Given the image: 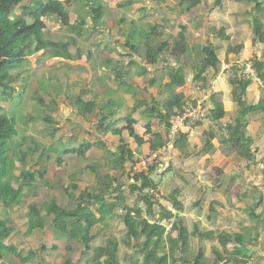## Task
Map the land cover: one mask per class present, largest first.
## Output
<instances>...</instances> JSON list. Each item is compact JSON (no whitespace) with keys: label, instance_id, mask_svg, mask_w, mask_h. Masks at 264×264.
I'll return each instance as SVG.
<instances>
[{"label":"crops","instance_id":"1","mask_svg":"<svg viewBox=\"0 0 264 264\" xmlns=\"http://www.w3.org/2000/svg\"><path fill=\"white\" fill-rule=\"evenodd\" d=\"M59 1L71 2L64 4V9L69 12L67 8L72 6L71 10L78 20L76 23L83 25V34L79 37L70 35L69 31L76 24L70 23L72 28L66 31V38L52 39L60 45H67L71 58H53L63 62V71L57 77L60 81L54 77L57 95L54 110L49 114L50 123L46 124L45 114L43 121L50 126L46 130L48 137L49 130L55 128L54 141L61 140L66 150L75 151L61 157L90 162L82 171L91 170L92 173L91 176L88 174L91 184L86 185L85 190H79L78 194L74 193L77 194L75 196L69 193L68 202L60 204L52 199L60 207L71 208L81 203V194L100 188L104 191L111 181V188L105 197L109 205L114 204L122 193L124 204L131 208L136 196L130 193L133 183L130 158L133 161L165 146L166 154L150 170L149 177L156 184L159 204L172 214L170 219L162 221L166 230L171 229L177 216L183 218L191 238V252L195 254L202 250L208 264H213L214 250L221 249L216 238L223 231L249 232L253 239V251L264 257V112L249 115L246 137L251 141L253 161H248L242 151H235L226 143L228 136L224 129L238 115L227 71L237 63L247 67L255 58L264 61V42L255 43L251 37L253 18L264 25V0L260 2L259 9H255L253 2L199 0L200 4L189 11L179 4L180 0H131L130 3L129 0H92L91 5L86 0L80 9L75 6L77 0ZM134 2L136 4L133 5ZM232 5L236 9L229 14V6ZM90 8L101 14L96 30H92L88 15ZM239 12L245 17H239ZM158 16L161 23L157 21ZM152 17L156 20L148 22ZM110 20L114 22L112 25ZM155 24H165L162 36L167 43H171L170 38L181 32L180 27L185 28L189 46L186 55L176 57L166 53L156 64H146L141 52L128 48L126 43L129 46L138 44L135 39L131 40L129 34L138 29L144 35L148 33L147 27ZM94 33H100L102 38L94 37ZM68 37H75V42L69 41ZM207 45L216 48L219 70L217 73L209 71L206 85H202L195 83L191 68L200 57L194 54V50ZM238 46H241L238 53L230 51ZM180 69L185 74V83L171 90L168 88L170 75ZM251 77L252 83L244 100L247 105H257L264 96L263 85L257 78ZM42 78L39 84H42ZM67 79H73L74 83L70 84ZM172 93L183 95L184 110L201 107L205 113L202 121L185 123L174 139L168 135L166 116L169 111L165 109ZM79 96L84 102L95 100L97 108L90 114H83L76 105ZM214 103L221 104L224 110V117L216 122L211 117ZM173 113L176 114L177 110ZM102 118L106 119L101 124ZM129 128L134 137L130 135ZM207 134L213 135L209 152L205 148ZM179 136L186 140L182 150L173 145L177 140L179 143ZM123 145L128 153L121 164L120 149ZM79 150L86 151L84 157L76 153ZM41 153L39 155L45 160L51 155L47 161H53L57 166L58 156L55 153L46 150ZM79 188L80 182L72 185L74 191ZM175 189L181 191L178 196L182 205L180 211L174 209L168 200ZM115 190L119 191L115 193ZM64 191L68 192L67 189ZM253 205H259V208L251 210ZM83 206L93 210L98 208V204L90 200ZM252 213L259 217L258 221L252 219ZM154 214L158 219L159 212ZM120 215L122 212L118 210L103 223L95 225L90 232L89 249L85 250L80 240H70L69 235L61 234L53 227L52 216L41 213L45 221L43 228L30 234L26 230L23 251L9 246L15 250L12 253L14 256L5 254L0 264H91L94 249L101 247L110 237L119 240L125 235ZM131 253L130 248L119 245L121 262ZM16 254L21 255V262Z\"/></svg>","mask_w":264,"mask_h":264},{"label":"trees","instance_id":"2","mask_svg":"<svg viewBox=\"0 0 264 264\" xmlns=\"http://www.w3.org/2000/svg\"><path fill=\"white\" fill-rule=\"evenodd\" d=\"M22 1L0 0V205L5 208L13 204H20V199L25 194L24 190L28 189L30 191L32 189L33 192L36 191L40 183L36 175L38 179L44 180L46 171L44 167L42 170L34 172L28 166L34 157H38L36 159L37 163L46 162L51 157V155H48L46 157L47 160H45L38 153L40 154L42 151L41 154H43L45 150L51 154L55 153L58 156L56 160L57 166H62L65 161V158L61 157L62 154L67 156L70 152H75L66 150L61 145V140L54 141L55 134L57 133L55 128L48 132L50 139L48 145L37 141L34 149H26L25 141L16 140V116L12 112L9 114L6 108L11 104L16 107L17 111V106L21 103L24 94L19 93L14 95L16 89L15 83L21 80L22 74L24 72L26 74L27 69H23L17 74L15 72L26 63L29 57L40 51L44 52V57L67 60L71 58L68 54L67 45H60L54 42L51 37H46V25L43 21L45 18L56 17L61 29L69 31L72 26L70 25L68 12L64 9V4L68 3H63L59 0H31L32 6H24L22 5ZM238 1L253 2L255 9H259V4L262 0ZM130 2L131 0H129ZM218 2L220 0H217ZM179 4L189 11L198 6L200 1L180 0ZM87 5L90 6L89 4ZM17 9L20 10V15L16 14ZM88 15L92 23V30H96L99 26L101 14L90 8ZM251 23L254 35L253 42H264V25L262 22L259 19L253 18ZM147 28L148 33L144 35L139 33L138 29L133 34H129L131 40H136L135 43H138L137 45L129 46V43H126L131 51L141 52L143 63L156 64L161 56L166 53L176 57L186 55L189 46L185 38V28L180 27L181 32L176 37L170 38L171 43L163 40L162 31L165 29V24H155ZM72 31L75 36H82L83 25L79 22L76 23ZM67 39L72 41V43L76 40L75 37L74 39H70V37ZM141 43L142 45L139 46ZM240 49L241 46H238L231 48L230 51L238 53ZM194 54L200 56L198 63H195L191 68L194 72V81L195 83L206 85L207 73L211 70L217 73L219 70L216 48L210 45L203 48L198 47L194 50ZM250 65L254 73L253 77L262 83L264 90V61L255 58L250 61ZM115 68L118 69V67ZM244 70L245 65L240 66L239 64H235L227 71V80L231 87L233 102L238 109V115L224 129L228 136L226 143L233 150L242 151L247 156L248 161H253V152L250 149L251 141L246 137V129L250 120V114L264 112V96L257 105H247L245 103L244 97L252 83V77H246ZM184 83L185 74L180 69L170 75L168 88L173 90ZM22 86L24 89L26 88L25 84H22ZM49 86L53 89L54 85L50 83ZM33 95L35 96L36 94L33 92ZM37 101L43 105L46 117L45 121L50 123L51 117H49V114L54 110L55 99L46 103L42 97V99L39 98ZM184 104L183 95L174 93L170 95L169 100L165 104V109L169 111L168 116H166L168 129L170 127L169 120L176 114L184 111ZM76 105L83 114H90L98 106L95 100L84 102L80 96L76 100ZM173 110H177V113L174 114ZM211 117L215 122L220 121L224 117V110L221 104L214 103ZM105 119L102 118L101 124L104 123ZM108 131L107 129L106 132ZM129 132L134 137V133L130 128ZM212 139L213 135L207 134L205 143L206 152L212 149ZM185 143L184 137L179 136V143L177 140L173 145L182 150L185 147ZM85 152V150H79L76 153L84 157ZM120 153L121 164H123L128 153L125 145L121 147ZM130 162H133L131 158ZM16 168L19 170V176H14L13 174ZM130 178L133 181L130 193L136 196L135 203L131 208L124 204L125 200L122 193L117 196L114 204L109 205L107 198H105L111 188V181H109L104 191L100 188L97 191L96 189L93 190L91 193L84 192L81 194L79 197L82 200L81 203L71 206V208L60 207L55 200L50 198L49 202L45 204L46 216L53 217V227L59 230L61 234L69 235L70 240H80L85 250H88L91 242L90 232L92 228L97 224L103 223L108 217L115 215L118 210H121L122 215H120V219L125 227V235L119 240L110 237L104 241L101 247L94 249L90 261L91 264H174L177 261L181 264H208L202 250L197 251L195 254L191 252V238L183 218L177 216L169 231L162 224V221L170 219L172 214L166 211L154 197L149 195V189L156 190V184L150 179L149 173L131 175ZM13 182L18 184L17 188L13 186ZM42 184L45 188H50V184L46 181H42ZM73 188L76 189V186H73ZM117 191L119 190H115V193ZM180 193L179 189H175L168 197V200L177 211L182 209V205L178 201ZM89 200L96 202L98 208L93 210L90 207L83 206L87 205V201ZM140 204L143 207H140ZM256 208H259V205H253L251 210H255ZM156 211L160 214L158 219H155L154 213ZM94 213L98 214V217ZM26 216L28 219V234L33 230L43 228L45 221L41 217V212L37 206H28ZM251 217L255 222L258 221L259 217L255 214L252 213ZM12 232L13 229L0 219V259H4L5 254L13 255L12 253L15 251L11 247L4 245V241ZM216 240L221 249L214 250L215 258L213 264H262V261H264V257H261L260 253L253 251V239L249 235V232L235 233L223 231L217 236ZM120 244L132 250V253L127 255L123 259V262H121L122 260L118 255ZM16 256L21 262V255L16 254Z\"/></svg>","mask_w":264,"mask_h":264},{"label":"rangeland","instance_id":"3","mask_svg":"<svg viewBox=\"0 0 264 264\" xmlns=\"http://www.w3.org/2000/svg\"><path fill=\"white\" fill-rule=\"evenodd\" d=\"M87 1H89L90 5L92 4V0H87ZM85 2L86 0H77L75 2V6L78 7L79 9L83 8ZM29 4L32 5V3H30V0L22 1V5L24 6H27ZM68 4H71V2H69ZM134 4L136 3L134 2L133 5ZM67 9L69 10L68 17L70 23L75 24L78 20L75 12L71 10L72 6ZM229 9H230L229 14H231L233 9H236L235 5L229 6ZM242 9H244V7ZM16 14L17 15L21 14L19 9H17ZM241 14L242 13L239 12V17L240 16L245 17L243 14L242 15ZM152 16H154V14ZM158 17H157V21L161 23L160 16ZM148 18L149 17H147V19ZM154 20H156L155 17H152L149 19L148 22L151 21L154 22ZM43 21L46 25L45 35L47 38L51 37V39L55 38L57 40L66 38L65 36L66 31L61 29V27L59 26V22L57 21V18L52 16L43 19ZM110 22L111 25L114 23L113 20H110ZM69 34L75 35L72 31L71 32L69 31ZM99 34L100 33H94L93 36L99 37L100 39L102 38V35L100 36ZM251 35H252L251 37L254 38L253 32H251ZM62 63L63 62L58 61L57 59L44 57L43 51H40L34 54L33 56L29 57L26 63H24L22 67L15 72L17 74L20 73L21 70L27 69L26 74L25 72L22 74L20 78L21 80L15 83L16 89L14 91V95L19 93H22V95L23 94L24 95L22 97L21 103L17 106V111H16V107L11 104L6 108V110L8 111L9 114L11 112L15 113L16 131H17L16 140L25 141L26 149L27 148L34 149L37 141L45 144L50 142V139L46 133V130H48L50 126L48 127L46 124L49 125V123L45 124V122L43 121L44 108L43 105L37 100L39 98L42 99L43 97L44 101L46 103H49L50 101L55 99V94L57 95L56 93L57 88L55 87L56 84L54 77L57 78L59 75H61V72L63 71ZM42 74L44 75L43 78H42ZM41 78L43 82L42 84H39ZM57 80L60 81L59 78H57ZM63 81H65V79ZM68 82L71 84L74 83V80L69 79ZM50 83L51 85L52 84L54 85L53 89H51V87L49 86ZM22 84H25L26 86L25 89L22 86ZM33 92L36 94L35 96L33 95ZM53 122H55L54 119ZM58 136L60 135L58 134ZM36 159H38V157L32 158L31 159L32 161L29 162L28 166L30 167V169L34 172H38L42 170L43 167L44 169H46L44 174V180L38 179V176L36 175L38 182H40L39 184L37 182L39 187L36 189V191L33 192L32 189L30 191L28 189L24 190L25 194L20 199V204H13L12 206L6 208L0 205V219L3 220L8 227L13 229L12 234L4 241V243L8 246L15 247L20 252L23 251L22 249L26 245V242L23 241V239H25L24 235L27 230L28 220L26 213L28 211V206L35 205L38 207L40 212L44 214L45 204L49 202L50 198L53 197L60 204H64L65 202H68L69 193H71L70 195L75 196L79 193V190L80 191L85 190L86 187L91 184L88 178V174L91 176L90 174L92 173L91 170H88L87 172L82 171L83 168H85V166L88 163L91 164L86 160L65 158V161L62 166H56L53 161L37 163L38 161ZM17 167L19 166L17 165ZM13 174L14 176H19V170L16 168ZM72 177L74 179H72ZM42 181H46L47 183L50 184L49 186H54V187L49 188L46 186L47 188H45V186L42 184ZM79 182H80V188L74 191L72 189V185L73 184L78 185ZM33 185H35V183H33ZM13 186L17 188L18 184L13 182ZM66 189L68 190L67 193H65L64 191ZM176 264L179 263L177 262Z\"/></svg>","mask_w":264,"mask_h":264},{"label":"built area","instance_id":"4","mask_svg":"<svg viewBox=\"0 0 264 264\" xmlns=\"http://www.w3.org/2000/svg\"><path fill=\"white\" fill-rule=\"evenodd\" d=\"M244 75L246 77L254 76L251 65L245 67ZM204 118H205V113L201 107L188 108L184 110L182 113L176 114L169 120V124H170V127L168 129L169 137L172 139L176 138L178 136L177 134L180 128L183 127L185 123L196 124L202 121ZM166 151H167V147L164 146L161 149L152 151L150 154L146 156L134 158L131 165V175H136L141 173L148 174L150 170L155 168V166L158 164L160 159L166 154ZM148 193L149 195L154 197L155 200L157 201L160 200V195L157 191V188L156 190L149 189ZM141 207H143L142 204Z\"/></svg>","mask_w":264,"mask_h":264}]
</instances>
